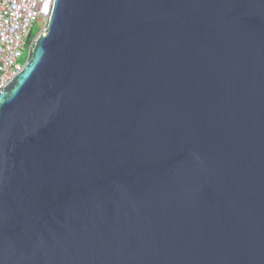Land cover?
<instances>
[{"label":"water","instance_id":"95a60500","mask_svg":"<svg viewBox=\"0 0 264 264\" xmlns=\"http://www.w3.org/2000/svg\"><path fill=\"white\" fill-rule=\"evenodd\" d=\"M0 264H264V0H55L0 92Z\"/></svg>","mask_w":264,"mask_h":264},{"label":"built area","instance_id":"2783aa9c","mask_svg":"<svg viewBox=\"0 0 264 264\" xmlns=\"http://www.w3.org/2000/svg\"><path fill=\"white\" fill-rule=\"evenodd\" d=\"M55 0H0V92L24 69L37 40L48 30ZM41 20L44 24L29 41Z\"/></svg>","mask_w":264,"mask_h":264},{"label":"trees","instance_id":"16d2710c","mask_svg":"<svg viewBox=\"0 0 264 264\" xmlns=\"http://www.w3.org/2000/svg\"><path fill=\"white\" fill-rule=\"evenodd\" d=\"M38 30L36 28V26H34V28L32 29L31 33H30V36H29V41L35 37V35L37 34Z\"/></svg>","mask_w":264,"mask_h":264},{"label":"rangeland","instance_id":"374dc122","mask_svg":"<svg viewBox=\"0 0 264 264\" xmlns=\"http://www.w3.org/2000/svg\"><path fill=\"white\" fill-rule=\"evenodd\" d=\"M43 22L41 21V20H39L37 23H36V28H37V30L39 29V28H41L42 26H43Z\"/></svg>","mask_w":264,"mask_h":264}]
</instances>
